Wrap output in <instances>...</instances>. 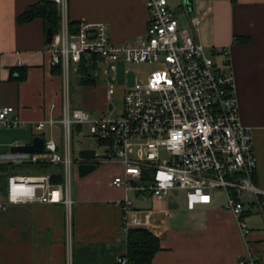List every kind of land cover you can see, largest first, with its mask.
Instances as JSON below:
<instances>
[{"label": "crops", "instance_id": "obj_1", "mask_svg": "<svg viewBox=\"0 0 264 264\" xmlns=\"http://www.w3.org/2000/svg\"><path fill=\"white\" fill-rule=\"evenodd\" d=\"M39 1L0 0V107L10 106L11 115L19 120L16 127L0 126V164L15 166L11 173L61 174L58 165L47 164L39 171L23 161L22 153L8 151L10 145L30 143L33 136L42 141L51 138L59 150L62 145L60 124L44 122L48 117L58 120L63 85L60 72L49 64L42 21H15L26 6ZM166 3L179 27H187L186 13L195 15L197 39L205 53L217 66L224 67L227 61L240 122L251 131L255 157L251 179L260 194L257 203L244 205L249 229L244 240L230 213L221 207L220 191V198L213 193L209 203L192 210L185 209L182 191L168 193L163 200L134 198L136 207L155 211L150 232L159 249L150 264H238L239 259L248 264L249 256L264 264V0H191L190 12L183 0ZM65 4L68 23H103L111 43L144 33L148 14L141 0H65ZM16 68L22 69L20 79H15L21 72ZM80 87L91 99L88 109L95 103L103 110V86ZM38 122H42L39 130L34 128ZM119 171L116 167L105 178L90 174L73 180L68 224L60 204L26 202L0 210V264H116L115 258L125 253V240L120 211L112 201L123 191L112 187L110 179ZM72 173L76 175V168Z\"/></svg>", "mask_w": 264, "mask_h": 264}, {"label": "built area", "instance_id": "obj_2", "mask_svg": "<svg viewBox=\"0 0 264 264\" xmlns=\"http://www.w3.org/2000/svg\"><path fill=\"white\" fill-rule=\"evenodd\" d=\"M54 2L58 28L45 45L50 66H58L62 79V100L58 122L62 145L51 138L42 141L39 152L22 153L26 163L58 165L61 178L50 181V174L9 173L5 176L0 210L9 204L45 202L60 204L69 219L70 169L79 162L115 163L119 173L110 185L123 191L112 201L120 211V231L152 229L155 211L134 205V198L163 200L168 193L182 191L184 207L210 202L213 191H220L221 207L228 211L239 236L249 229L244 221V205L258 202L260 190L252 182L255 157L251 131L240 122L232 77L227 68L217 66L197 39L199 20L186 13L187 27H179L166 0H141L147 10L143 34L123 43H111L103 23L79 22L72 27L66 17L65 0ZM217 52H223L217 49ZM226 59V58H225ZM156 63L144 79L134 78L122 90L121 105L114 113L113 86L106 82L104 108L98 116L79 108L69 109L68 74L92 79L97 67L107 79L114 75V62ZM80 65L83 72H79ZM109 106V108H108ZM10 106L0 107V126L16 127L19 120ZM42 122L34 124L39 130ZM84 126L86 139H92L109 158L70 157V130ZM78 149H93L79 147ZM94 153L98 154L95 149ZM130 193V194H128ZM116 264H127L125 253ZM238 264H245L242 259ZM248 264H257L249 256Z\"/></svg>", "mask_w": 264, "mask_h": 264}, {"label": "rangeland", "instance_id": "obj_3", "mask_svg": "<svg viewBox=\"0 0 264 264\" xmlns=\"http://www.w3.org/2000/svg\"><path fill=\"white\" fill-rule=\"evenodd\" d=\"M158 67L159 66L156 63L135 64V63H125L122 61H116L114 62V75L112 77H108L106 79L104 75L101 73L99 67H97L96 70L93 71L91 76L92 79L94 80V85H95L94 88L96 89L100 86H104L107 81L112 84L113 94L111 95V102L114 105V113H118L121 105L122 90L129 88L133 84L134 78L144 79L145 76L150 71L156 70ZM78 77H79L78 72H72L69 69V74H68L69 109L79 108L90 112V116H98L102 110H98L95 103H93V107L91 110L88 109L87 106H89L90 97H88V95L83 93L81 89L82 87H80L79 85ZM84 132H85L84 126H81L79 131H77L76 128L74 130L71 128L70 144H69L71 158L76 157L77 149L79 147L93 148L96 150L98 154L102 152L103 148L100 145H98L96 141L92 139H86L85 136H83ZM97 166L98 167L96 169H94L93 171L87 173L82 177H78L77 175H74L72 173L74 171V166H72L71 169L72 172H70V185L73 184V180L74 182L77 180H81L90 174H95L96 177L98 176L97 178L102 177L103 175V177L105 178L107 176L106 175L107 173L113 172L116 170V167H119V165L115 163H110L109 166L108 163L107 165H103L102 163V164H97ZM176 192L177 194L180 193V191H176ZM213 193L215 194L216 199L217 197L220 198L221 194L218 191H213L211 194ZM136 203L138 204L137 201L135 202V204Z\"/></svg>", "mask_w": 264, "mask_h": 264}, {"label": "trees", "instance_id": "obj_4", "mask_svg": "<svg viewBox=\"0 0 264 264\" xmlns=\"http://www.w3.org/2000/svg\"><path fill=\"white\" fill-rule=\"evenodd\" d=\"M33 18H40L43 28L49 27L51 33H54L58 28V12L54 2L41 0L39 2L26 6L15 17L17 23L29 21ZM75 23H69L72 27ZM56 72H59V67L54 66ZM14 70H21L15 79L22 78V69L16 68ZM79 72H83V68L80 65ZM80 86L94 85V80L88 77H78ZM37 170H42L46 165H32ZM15 166L11 164H0V192L3 193V186L5 176L11 173ZM61 175L59 172L50 174V181H59ZM125 240V255L127 258V264H150L153 254L159 249L158 239L150 231L144 228L129 229L124 235Z\"/></svg>", "mask_w": 264, "mask_h": 264}, {"label": "water", "instance_id": "obj_5", "mask_svg": "<svg viewBox=\"0 0 264 264\" xmlns=\"http://www.w3.org/2000/svg\"><path fill=\"white\" fill-rule=\"evenodd\" d=\"M187 12L191 11V0H183ZM51 37V30L49 27L44 29V41L48 43ZM109 108V106H108ZM42 138L39 136H33L28 144H16L10 145L8 151L11 153H28L39 152L41 150ZM77 156L81 159H97V158H109L110 155L95 154L93 149H78ZM97 166V163L92 162H79L76 165V175L82 177L87 173L93 171Z\"/></svg>", "mask_w": 264, "mask_h": 264}]
</instances>
